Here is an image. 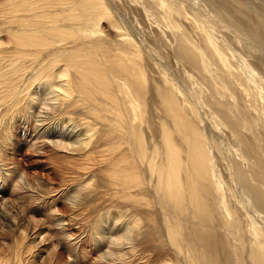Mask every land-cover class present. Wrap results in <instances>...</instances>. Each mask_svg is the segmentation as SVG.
<instances>
[{"label": "bare ground", "instance_id": "bare-ground-1", "mask_svg": "<svg viewBox=\"0 0 264 264\" xmlns=\"http://www.w3.org/2000/svg\"><path fill=\"white\" fill-rule=\"evenodd\" d=\"M204 1L209 14L188 0H130L125 13L122 0H0L1 169L7 122L39 103L70 129L48 143L87 171L77 208L110 197L91 240L103 262L264 264V16Z\"/></svg>", "mask_w": 264, "mask_h": 264}, {"label": "rangeland", "instance_id": "rangeland-1", "mask_svg": "<svg viewBox=\"0 0 264 264\" xmlns=\"http://www.w3.org/2000/svg\"><path fill=\"white\" fill-rule=\"evenodd\" d=\"M185 1L187 2V0ZM240 1L244 5L243 12L247 16L260 14L264 16V0ZM122 3L124 4L123 12L128 11V6L131 4L130 0H122ZM191 3L195 5L192 6ZM126 4L128 6H125ZM187 4L190 5L191 9L200 10L204 14H209L213 10L210 4L204 0H188ZM127 21L132 24L131 19H127ZM134 28L133 31L135 34L138 33V38L139 34L140 37H143L144 34L147 36L153 35L150 32H153V30L149 28L145 30L141 27L135 30ZM163 28L167 30L165 26ZM219 29L223 31L222 28ZM243 45L241 44L239 47L245 50L249 43L244 41ZM260 53L263 55L262 52ZM160 60L162 63L164 59L160 58ZM162 64L169 67V71L172 69L170 72L176 74L175 76L179 81H182L181 87H187L181 76L183 74L182 67H177L175 61L169 62V60H164ZM38 104H34V111L32 110L31 116L17 117L16 121L19 123L14 122V119L13 122H4V125L7 122V126L11 127L13 129L11 131L15 134L11 133L10 139L14 143H12L11 148H8L9 154H6L8 160L6 162L9 165L2 166L3 169L6 168L5 171L3 170L5 173L7 169L9 170L6 174L2 171L0 162V256L15 262L17 254L23 264H115L103 262L97 244L94 240L91 241L97 215L109 212L108 214L113 216L114 208L110 207L112 206L109 204L110 197L99 196L102 199L105 198L104 200L97 197L100 200H95L92 203L93 207L90 208L91 211L88 213L77 208L75 204L84 200L86 195L84 190L82 191L76 186L86 182L88 178L87 171L75 168L70 164L74 160L67 158V156H70L69 153H61L48 143L54 140L53 138L62 137L64 134L63 137H65L70 129H65L66 132L63 130L61 134H58L55 128L56 125L54 127L53 124L55 119L52 123L43 120L42 114L44 111ZM55 117L61 118L56 115ZM48 124L49 126H47ZM42 126L43 129H41ZM47 127L49 128L47 129ZM46 131L47 133H45ZM40 134L45 136L42 137ZM44 138L49 139L45 140ZM6 162L4 163L6 164ZM92 170L93 167L90 171ZM20 175H24L27 181H25V186L19 181ZM71 189H73V193H71ZM94 209H97V211ZM92 211L95 213L93 214ZM67 243L76 247L74 252L68 249ZM95 246L97 250L94 249ZM103 249L106 251V247ZM139 263L141 264L140 261L136 264Z\"/></svg>", "mask_w": 264, "mask_h": 264}]
</instances>
